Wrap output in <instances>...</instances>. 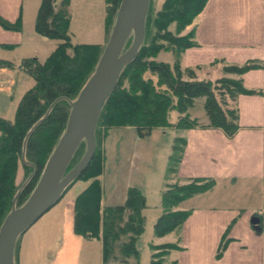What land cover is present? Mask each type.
I'll return each instance as SVG.
<instances>
[{
	"label": "trees",
	"instance_id": "trees-1",
	"mask_svg": "<svg viewBox=\"0 0 264 264\" xmlns=\"http://www.w3.org/2000/svg\"><path fill=\"white\" fill-rule=\"evenodd\" d=\"M120 1L104 0L106 30L111 18L115 17ZM206 2L163 0L151 20L149 0L144 40L136 58L123 68L116 87L104 103L95 129L94 155L86 170L64 190L59 199L76 182L86 184L74 197L73 232L86 239L101 238L103 264H138L136 242L143 232L142 212L145 208V199L135 187L126 189L121 204H101L100 177L105 161L102 142L109 130L128 127L134 130L138 138H144L154 128L171 127L168 117L175 110L181 116L173 125L176 129L215 128L231 137L238 128L237 97L255 94L243 86L241 76L260 68L256 61L224 65L223 76L212 81L197 78L192 68H180L178 60L171 66L152 59L160 51H169L178 56L195 46L193 25ZM68 7L69 0H40L33 29L37 35L60 43L43 63L36 58L21 61L19 68L33 79L34 85L19 100L12 120L0 118V225L12 206H21L35 187L45 162L64 132L70 103L92 75L102 53L98 44L70 42ZM0 26L5 30L19 31L21 21L18 19L9 23L0 17ZM191 26L189 32L180 35ZM130 43L131 37L124 50ZM7 66L9 62L0 60V68ZM147 72L154 75L155 82L143 79ZM124 80L128 83L127 88ZM199 98L203 100L205 124L188 115ZM184 146L185 140L174 139L169 162L178 164ZM84 152L85 144L81 142L67 170L80 160ZM19 166L27 177L23 184L16 186L14 180ZM168 171L175 172L170 163ZM213 186V180L204 178H193L184 184H166L160 194L161 212L153 224L154 236L162 238L178 229L190 211L177 208L185 200ZM224 248L225 243L221 242L217 256ZM149 249L150 264H163L164 257L172 250H179V247L177 243H162L150 244Z\"/></svg>",
	"mask_w": 264,
	"mask_h": 264
},
{
	"label": "crops",
	"instance_id": "crops-1",
	"mask_svg": "<svg viewBox=\"0 0 264 264\" xmlns=\"http://www.w3.org/2000/svg\"><path fill=\"white\" fill-rule=\"evenodd\" d=\"M25 6V0H0V17L9 23L21 21L19 31L0 26V60L12 62L5 55L20 46L41 45L33 29V15L32 25L28 27ZM193 34L195 46L182 52L184 66L216 62L243 65L256 61L260 68L241 76L243 86L255 94L237 97L238 128L231 137L221 129L198 127L184 130L178 137L185 140L177 164L178 180L204 178L213 180L214 186L187 199L195 201L188 210L182 208L185 201L177 208L190 213L179 231L172 232H175L172 242H168L179 247L172 250L176 252L172 261L174 264H264V0H207L195 21ZM7 78V67L0 68V118L4 119L7 118L1 109L8 101L5 94L9 90L2 89L1 81ZM16 107H13L14 115ZM188 115L196 118L190 110ZM180 117L178 114L169 128H174ZM172 183L178 182L167 184ZM71 208L74 217L73 203ZM69 216L66 211L64 227L69 242L64 238L63 244L71 248L83 238L73 232V218L68 220ZM251 220L257 224H251ZM221 242L225 248L217 256Z\"/></svg>",
	"mask_w": 264,
	"mask_h": 264
},
{
	"label": "rangeland",
	"instance_id": "rangeland-1",
	"mask_svg": "<svg viewBox=\"0 0 264 264\" xmlns=\"http://www.w3.org/2000/svg\"><path fill=\"white\" fill-rule=\"evenodd\" d=\"M39 1L25 0L24 13L26 12L25 17H28L29 28L32 25V15L33 19L35 18ZM162 1L151 0V20L154 18L156 12L159 11ZM68 10L70 15L68 30L70 42L72 44H98L100 45L99 51L101 53L114 23V18H111L107 30L104 27V19L106 17L104 0H69ZM191 29L192 26L185 29L180 35H185ZM38 36L41 39L40 46L36 44L33 47L20 46L13 52L6 53L5 55L7 56L6 59L12 62H9V66H7V80L1 81L2 89L9 90L5 94L8 97V101L3 104L1 103L6 111L1 109V113H4L6 115L5 118L9 120L13 119V107L18 104L25 91L34 85L33 79L19 68L21 61L31 57L43 63L60 43L58 40ZM30 42L32 43V41ZM52 48L53 50L51 51ZM152 59L168 63L171 66L175 60H178L180 68H192L199 79H210L213 81L223 76L222 67L224 64L220 65L219 62H216L215 64H200L198 66L187 67L184 66L182 53L175 56L172 52L160 51ZM143 79H151L153 82L156 80L154 75H151L149 72L143 75ZM123 84L126 88L128 87L126 80L123 81ZM202 102L201 98L197 99L194 107L190 109L191 116L196 117L199 123H204V120H206ZM177 117L178 113L175 110L171 111L168 117L169 122H175ZM184 130L168 127L165 129L154 128L150 135L138 138L132 128H118L110 130L102 142L105 161L103 173L100 177L102 184L101 204L103 206L121 204L128 187L137 188L144 199L146 198L145 206L147 205V208L142 212L144 216V228L136 242L138 264H150V244L172 242L173 236H175L174 232L166 236L164 240L156 238L153 233V224L161 212L158 201L165 185L171 183V181L178 182L176 184L185 182L181 179L178 180V166L169 162L168 159L172 154L174 139L180 137ZM169 163L174 167L175 172L171 173L168 171ZM26 177L27 175L24 174L21 166H19L14 180L15 185L19 186L23 184V181H26ZM85 186L86 184L82 181L76 182L53 208L19 237L14 249V264H54V262L55 264H103L100 237L99 239L81 237L83 239H81L80 244H74L71 248L67 247L69 245L66 244L65 247L63 244L64 238L66 243L69 242L67 240V231L64 227L65 212L67 211L70 215L68 220L72 221L73 213L71 212V205L74 197ZM193 200H185L182 208L188 210L191 203L194 206L195 201ZM175 253L174 251H170V255L164 257L163 264H172Z\"/></svg>",
	"mask_w": 264,
	"mask_h": 264
},
{
	"label": "water",
	"instance_id": "water-1",
	"mask_svg": "<svg viewBox=\"0 0 264 264\" xmlns=\"http://www.w3.org/2000/svg\"><path fill=\"white\" fill-rule=\"evenodd\" d=\"M148 10L149 0L120 1L95 69L70 103L64 132L45 162L35 187L21 206H12L0 225V264H14L17 239L55 206L64 190L86 170L96 149L95 129L102 108L123 68L138 54ZM130 37L131 43L124 50ZM81 142L85 144V152L67 170ZM251 224L257 222L251 220Z\"/></svg>",
	"mask_w": 264,
	"mask_h": 264
}]
</instances>
